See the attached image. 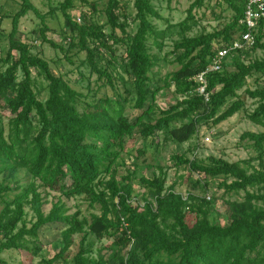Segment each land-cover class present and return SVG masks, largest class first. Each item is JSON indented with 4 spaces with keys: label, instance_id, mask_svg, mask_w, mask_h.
I'll return each instance as SVG.
<instances>
[{
    "label": "trees",
    "instance_id": "1",
    "mask_svg": "<svg viewBox=\"0 0 264 264\" xmlns=\"http://www.w3.org/2000/svg\"><path fill=\"white\" fill-rule=\"evenodd\" d=\"M74 1L63 0L59 5L64 25L61 44L47 37L45 16L30 0H20L19 10L9 16L7 48L0 58V66H4L0 70V111L7 120L6 131L0 127V177L7 170L25 171L32 182L21 188L17 181H0V256L15 250L25 264H32L40 253V229L60 224L63 248L41 264L64 260L74 235L82 236L72 264H264V20L257 22L250 51L231 53L219 72L205 76V102L197 93L194 78L208 67L216 50L227 48L246 31L239 24L244 0H214L231 10V22L220 31L189 37L196 25L194 11L204 8L205 2L193 0L172 46L173 62L179 69L162 80L153 78L157 58L150 54L149 42L161 49L166 33L157 31L151 22L160 20L151 0H133L135 14L130 20L121 10L120 0H107L105 25L76 22L69 13ZM78 1L95 11L94 2ZM28 13L40 20V28L33 33L39 35L41 45L64 53L70 64L68 53H84L80 66L87 67L89 77L96 76L91 98L74 90L61 75L54 74L39 53H32L30 44L17 39L19 21ZM256 51L262 52V57L245 62ZM31 70L41 72L47 82L44 102L37 100L32 90ZM250 78L255 83L253 90L245 89ZM260 80L263 87H259ZM101 88H109L112 95L96 98ZM171 88L175 103L155 110L156 95ZM243 89L249 98L259 101L248 120L262 130L240 137L257 152L255 158L242 166L216 158L170 157L174 168L188 173L185 179L196 177L193 186L202 192L209 191V181H220L225 194L244 192L242 202L225 203L229 213L226 225L209 220V203L204 198L187 195L184 200L174 186L166 187L161 168L151 178L138 179L153 203L145 201L140 206L130 200L135 172L122 176L120 182L116 179L124 152L130 154L137 142L142 143L129 157L135 166L133 161L146 151L154 149L153 157H158L159 137L163 143L182 145L197 136L201 127L216 128L244 108L238 94ZM126 109L138 114L130 118ZM252 161H259L260 170L251 166ZM38 188L66 199L81 197L99 214L81 220L76 214L64 215L58 199L43 215ZM25 206L35 217L29 228L24 221ZM89 236L117 239L106 247V257L99 254L93 260L88 257L93 247Z\"/></svg>",
    "mask_w": 264,
    "mask_h": 264
},
{
    "label": "rangeland",
    "instance_id": "2",
    "mask_svg": "<svg viewBox=\"0 0 264 264\" xmlns=\"http://www.w3.org/2000/svg\"><path fill=\"white\" fill-rule=\"evenodd\" d=\"M31 3L37 8L40 14L45 16V23L49 29L47 37L55 44L62 43L61 33L64 28L63 17L59 12V5L63 0H30ZM87 2H94L96 5L93 12L90 7L82 5L78 0L74 1V8L69 11L76 22L82 24V22H94L99 25H105L106 18L103 14L107 0H86ZM157 13L160 15V20L151 19L157 31L166 33V37L163 40V47L158 49L156 46L149 42L150 54L157 58L156 64L152 69L153 78L162 80L166 75L171 74L179 69L178 64L173 62L174 55L173 42L178 40L179 24L183 22L187 15V9L193 0H151ZM121 10L125 11V14L132 19L135 10L133 8V0H120ZM20 8V0H0V58L4 56L7 48V34L10 31V18L9 16L16 13ZM83 18H85L83 20ZM232 12L226 5L220 3L216 5L214 0H205L204 8L194 11V19L196 25L190 30L187 36H197L199 34H209L215 31L222 30L227 24L231 22ZM79 19V21H77ZM40 20L33 14L28 13L25 17L19 21V32L17 35L18 40L27 42L32 46V53L39 55L49 63L51 70L56 75H61L65 81L80 94L90 96L95 93V78L93 75L88 76V69L86 66H80V63L84 60V53L74 54L68 53L71 58L72 64L64 59V53L59 52L47 44H40L39 35L33 32L38 31L40 28ZM134 29V26L131 25ZM106 26L105 31L108 32ZM120 52V51H119ZM262 57V52L256 51L251 53L245 59V62H250L253 59H259ZM4 66H0V70H3ZM84 76L81 78V75ZM89 77V78H88ZM22 79V76L18 75V81ZM32 90L36 95L37 100L44 102L48 97L47 82L45 81L41 72L31 70ZM259 81V87H263ZM255 83L252 78L247 79L245 89L253 90ZM241 90L238 94L240 98L244 100V108L221 123L214 129H207L203 126L199 129L197 136L191 141L182 145H174L171 143L161 142V137L158 138V157H153L154 149L146 151V153L137 157L133 161L136 165H132V160L129 157L134 156V149L142 146L141 142H137L134 149L130 154L124 152L119 160L120 165L117 167V181L120 182L122 176H126L128 173L135 172V177L131 182L132 193L130 200L137 202L140 206L144 205L145 201L153 203L149 196H146L145 189L139 185L138 179L141 177L151 178L152 174L157 175V168L165 173L166 187L174 186V191L180 194L184 200L187 195L195 196L199 199L204 198L209 203V220L215 224L226 225L229 222V213L227 211L226 202H242L244 192L225 194L224 190L219 187L220 181H209V191L202 192L200 188L193 186L195 176L193 175L188 180L186 171L177 170L174 168L170 161V157L176 154H184L189 159L207 160L208 158L222 159L228 163H239L242 166L244 162H248L249 159H253L257 156V152L252 148L251 144L247 141L241 140V135L245 132H260L262 129L248 120V116L253 113L258 106L259 101L249 98L244 90ZM111 96L112 92L109 88H101L97 93L96 98L103 95ZM91 100V99H88ZM150 101H148L149 103ZM175 103V96L173 95V89L162 90L159 92L153 104L155 110H165L169 106ZM81 105L79 109L81 110ZM158 111H155L157 115ZM138 112L126 109V115L133 118ZM0 127L4 131L7 129V120L0 111ZM137 135H135V138ZM207 138L208 140H205ZM129 149V144L126 146L125 151ZM264 167V156H263ZM251 166L256 170H260L259 161H252ZM138 169H137V168ZM136 169V170H135ZM251 172V170H249ZM10 180L12 182L17 181L18 185L23 188L32 179L25 171H6L1 177L0 181ZM229 183V182H228ZM39 186V183L36 182ZM15 185H12L14 187ZM256 189H249V192H254ZM19 192L16 191L15 194ZM38 192L43 198V215H47L58 199H60L63 205L64 215L73 216L77 215L78 220L82 218H89L90 214H99L97 208H90L88 204L81 197L66 199L61 197L56 192H50L44 188H38ZM209 198V199H208ZM3 209V205L0 203V212ZM24 221L27 228H29L34 222L35 217L28 206L23 208ZM164 227V225L162 226ZM62 225L51 224L42 227L38 234V245L40 246V253L38 256L33 257L32 264H41L42 260L52 258L62 248L63 243L61 241ZM82 235H74L71 239V245L64 253V260H60L55 264H72V259L78 251L79 240ZM116 237H104L101 240H95L92 236L88 237L89 241H93V247L89 258L96 260L98 255L106 257L109 254V250L106 249ZM126 249H123L122 254H125ZM2 263L0 264H25L23 256L18 251L12 250L4 252L0 256Z\"/></svg>",
    "mask_w": 264,
    "mask_h": 264
},
{
    "label": "built area",
    "instance_id": "3",
    "mask_svg": "<svg viewBox=\"0 0 264 264\" xmlns=\"http://www.w3.org/2000/svg\"><path fill=\"white\" fill-rule=\"evenodd\" d=\"M244 3L243 18L239 21V24L245 27L246 31L238 35L227 48L216 50L208 67L194 78L195 82L198 84L197 93L203 96L205 102H207L208 99L205 76L208 73L219 72L223 60L231 53L250 51L255 44L254 32L257 22L264 20V0H244ZM205 140L208 139L205 138Z\"/></svg>",
    "mask_w": 264,
    "mask_h": 264
}]
</instances>
